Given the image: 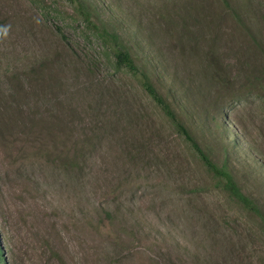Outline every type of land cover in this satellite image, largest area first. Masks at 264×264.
Wrapping results in <instances>:
<instances>
[{
  "label": "rangeland",
  "instance_id": "374dc122",
  "mask_svg": "<svg viewBox=\"0 0 264 264\" xmlns=\"http://www.w3.org/2000/svg\"><path fill=\"white\" fill-rule=\"evenodd\" d=\"M83 1L0 0L7 264H264V0Z\"/></svg>",
  "mask_w": 264,
  "mask_h": 264
},
{
  "label": "trees",
  "instance_id": "16d2710c",
  "mask_svg": "<svg viewBox=\"0 0 264 264\" xmlns=\"http://www.w3.org/2000/svg\"><path fill=\"white\" fill-rule=\"evenodd\" d=\"M72 2L76 1L79 3V7L81 10H84V1L83 0H70ZM85 11V10H84ZM85 19L87 22L94 24L95 27L98 29V35L100 39L104 41L106 46L112 50L115 61L117 66L121 67H127L132 73L138 75H141L142 83L145 87V89L150 93V95L155 99V101L162 107L164 112L171 118V120L177 125L178 129L186 136L188 140H190L195 147V149L198 151L202 159L207 163L209 168L216 172V174L223 176L226 179V185L240 198L242 197L238 187L236 186L232 175L224 168H220L217 163H215L209 155L205 152V150L197 143V141L194 139V137L191 135L189 129L184 125V123L180 120V118L177 116L175 110L172 108L170 102L167 100V98L164 97L163 94L159 92L157 87L151 82L150 76L147 71L141 69L136 59L131 52V50L126 46V44L123 42L121 36L108 29L105 25L102 27H99L97 21L91 20V16L88 12H86ZM62 164L64 167L67 165H72L71 162L73 161L71 158V153L68 150V148L62 149ZM245 200V198L243 197ZM0 264H7L4 256H3V249L0 245Z\"/></svg>",
  "mask_w": 264,
  "mask_h": 264
}]
</instances>
